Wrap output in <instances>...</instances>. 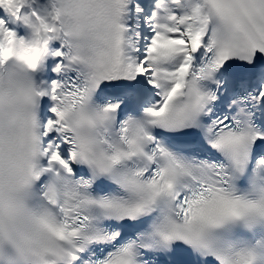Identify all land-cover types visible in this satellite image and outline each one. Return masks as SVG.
<instances>
[{
  "label": "snow or ice",
  "instance_id": "snow-or-ice-1",
  "mask_svg": "<svg viewBox=\"0 0 264 264\" xmlns=\"http://www.w3.org/2000/svg\"><path fill=\"white\" fill-rule=\"evenodd\" d=\"M0 264H264V0H0Z\"/></svg>",
  "mask_w": 264,
  "mask_h": 264
}]
</instances>
